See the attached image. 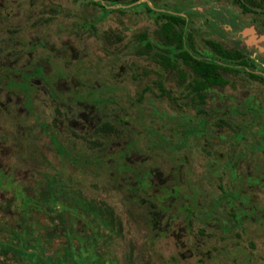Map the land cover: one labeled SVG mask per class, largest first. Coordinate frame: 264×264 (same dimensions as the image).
Instances as JSON below:
<instances>
[{
  "label": "rangeland",
  "instance_id": "374dc122",
  "mask_svg": "<svg viewBox=\"0 0 264 264\" xmlns=\"http://www.w3.org/2000/svg\"><path fill=\"white\" fill-rule=\"evenodd\" d=\"M119 1L120 5L104 13L94 0H13L12 6L9 0H0L3 9L11 6V11L1 14L0 43L43 36L47 39V51L70 59L72 73L74 66L80 75L79 87L89 83L97 86L101 81L117 85L120 108L110 105L94 109L80 104L73 109L61 108L60 113L49 104L42 107L49 124L58 119L64 146L79 155L105 156L111 147L127 142L130 130L139 133L141 145L146 146L145 127L155 129L157 143L165 142L160 132L170 143H176L170 115L205 117L197 112L194 97L184 96L187 88L179 83L177 75L181 66L170 74L160 64L164 51L153 48L141 54L144 48L139 43L144 36L156 42L166 39L163 26L168 20L162 15L165 11L190 16V35L196 53L212 54L207 43L215 41L264 66V0ZM241 3L247 5L249 12L243 10ZM29 8L38 12L31 20L24 17ZM148 8L155 13L151 14ZM39 24L45 26L38 30ZM58 25L65 27L64 30H59ZM258 69L264 76V68ZM184 70L187 74L191 72ZM223 77L225 83L220 89L233 97H221L224 103L218 104L216 97L211 102L210 95L201 107L211 111L217 104L229 109L231 116L223 122L231 127L219 130V138L224 142L214 140L208 146L202 137H197L192 139L189 150L178 153L171 152L170 143L157 144L143 156L140 169L158 171L170 185L180 181L183 171L179 162L188 156V178L193 183L199 182L204 191L200 197L201 189L192 187V197H199L201 212L205 211V205L220 198V217L223 227L230 229L228 232L219 225L205 223L203 217H192L159 234L166 226L167 217L160 229L154 226L152 207L142 201L134 202L126 190L125 184L133 181L128 175L117 174L115 164L77 168L60 165L37 123L21 109L20 100L0 91V141L6 150L18 155L0 162L3 168L17 173L14 181L24 185L30 195L42 187L37 184L61 173L63 186L72 190L84 209L94 211L88 214V220L103 236L98 246L101 256L93 245L83 244L76 237L75 250L70 253L72 260L66 257L67 264H112V261L115 264H264V82L252 78L243 69L225 73ZM149 99L167 115L156 113L154 117V103L149 105ZM244 122L250 125L242 128ZM106 124L113 128L111 133L101 131ZM184 131L181 127L178 133ZM209 134L208 131L207 137ZM212 163L218 164L212 166L217 174L208 170ZM41 189L48 195L47 186ZM188 203L180 195L171 205L175 208ZM211 216L207 213L205 218ZM6 218L0 212V219ZM61 219L56 216L53 220ZM12 221L17 223L16 217ZM37 221L46 223L45 218L35 216L33 222ZM78 222L79 232L88 233L84 221ZM91 231L96 233L94 227ZM43 236L51 251L66 249V238L52 232H43ZM40 260L43 264H66L62 255L28 258L32 264ZM28 261L14 253L0 252V264H30Z\"/></svg>",
  "mask_w": 264,
  "mask_h": 264
},
{
  "label": "flooded vegetation",
  "instance_id": "af4514ba",
  "mask_svg": "<svg viewBox=\"0 0 264 264\" xmlns=\"http://www.w3.org/2000/svg\"><path fill=\"white\" fill-rule=\"evenodd\" d=\"M12 2L13 0H9L8 4L12 6ZM93 3L101 7L104 13H109L112 7L104 0H94ZM241 5L245 12H249L247 5L243 3ZM11 6L3 9L0 5V18L3 17L1 15L2 12L10 10ZM148 11L151 14L155 13L154 11ZM159 11L156 12L158 13ZM25 13L27 15H23L28 17V20L38 15L37 9L29 8ZM165 13L172 17H177V19L165 17ZM162 15L168 20L163 26L166 39L163 42H156L154 39L144 36V39L139 43L144 48L141 54L145 55L153 48L164 51L165 56L160 60V64L165 70H169L170 74L175 73L176 68L181 66L177 75L179 83L187 88L186 91H183L185 92L184 96L194 97L193 101L198 104L196 105L197 112L205 114V117L190 118L186 115H181L178 118L176 115H170L169 119L174 122L173 134L176 135V143H170L168 139L163 137L161 132L160 135L165 140L164 143L171 144L169 147L173 153L189 150L192 139L197 137H202L205 140V145L208 146L213 145L212 141L214 140H217L214 141L215 143H223L224 141L219 138L221 133L219 130L231 127L229 123L223 122V119L231 116L229 109L227 110L225 106L216 104L211 111H208L203 109L201 105L207 103V98L210 95L211 102L216 97L218 104L224 103L221 97H233V95H228L220 89L225 83L223 74L240 72L243 69L252 78L264 82V76L258 69V67L264 68V66L262 67L253 59L246 58L239 51L228 50L215 41L207 43L212 50V54H198L194 51V45L191 41L190 16L187 14L183 16L181 12L169 13L168 11L163 12ZM9 16H6V18H9ZM167 25H169V30L166 29ZM43 26L45 25L39 24L36 29L38 28L39 30ZM58 28L63 31L65 27L58 25ZM33 36L31 40L0 43V91L7 92L20 100L21 109L37 123L40 132L46 137L48 144L51 145L53 155L60 165L69 164L71 167L77 168L115 164L117 166V174H126L133 180L131 183L125 184L131 199L134 202L142 201L152 207L154 226L159 228L163 219L167 217L166 226L164 230H160L159 234H164L166 230L173 228L180 220L187 222L192 217H203L205 223L219 225L224 232L230 230L222 225L220 217L222 201L220 198H216L210 204L205 205V211L201 212L199 197H192V187L196 186L201 189V184L199 182L193 183V180L188 178V156H184L179 162V169L183 171L180 181L170 185L166 184L167 180L163 179L158 171L150 168L140 169V166L144 164V159L142 158L150 151V148H154L157 144H164L155 141V129L145 127L148 137L146 146L141 145L140 134L130 130V137L127 142L111 147L110 151L101 157H93L87 154L79 155L76 151H71L65 147L60 137L62 131L58 119L49 124L42 107L46 108L47 104H49L51 108H55L58 112H60L59 109L61 108L68 107L73 109L74 105L79 106L80 104H85L94 109L110 105H116L120 108V101L117 99L119 95L116 94L117 85L111 81H101L102 83L97 86L89 83L86 86L79 87L78 78L80 75L74 66H72L74 71L72 73L70 59H64L60 55L50 53L45 48L47 39L43 36ZM218 48L226 51L231 56L223 57L220 55ZM197 62L205 65L208 63L213 64L215 66L213 68L216 71L215 74L210 76L206 72L198 74L193 68V65L197 64ZM184 68L191 71L190 74H187ZM251 68H254L253 72ZM71 76H75L76 80L71 79ZM162 93L166 94L165 90ZM118 98L123 100L121 96ZM38 103L40 107H37ZM149 103H154V107H152L154 117L156 113L167 115V113L161 112L155 107L154 100L149 99ZM1 116L2 109L0 108V118ZM165 118L166 116L163 119ZM249 125L250 122H244L242 128ZM181 127L185 131L179 134L178 130ZM101 131L111 133L113 128L110 124H106ZM156 131H160V129ZM208 131L210 134L207 137ZM15 156L18 155L12 154L10 149L6 150L0 141V162L9 161ZM214 165L217 167L218 164L212 163L208 170L211 171ZM3 167L0 163V212L7 215V218L5 220L0 219L1 253H14L25 261L32 257L42 259L47 256L62 255L67 264L66 257L72 260L70 253L75 250L76 241L74 238L78 237L83 244L93 245L97 253L100 254L98 246L103 236L99 234L95 224L88 220V214L94 211L84 209L82 202L72 190L70 191L69 188L63 186L61 173L50 176L44 182L45 184L36 183L39 185L38 187H42L35 189L33 195H30L24 185L14 181L17 173L5 170ZM212 173L217 174L218 171L216 173L213 171ZM44 186L45 188L46 186L48 187V195L43 194V189L41 188H44ZM201 191L200 197L204 195V191L202 189ZM7 194H11V197L7 198ZM180 195L189 203L173 208L171 204ZM217 204L218 207L215 208ZM63 206H65L66 212H64ZM207 213L212 215L208 219L205 218ZM13 216L16 217L17 223L12 221ZM35 216L45 218L46 223L43 224L41 221L34 223L33 219ZM56 216H61L62 219L59 222L53 220ZM81 220L84 221L88 233L81 234L79 232L78 221ZM92 227L95 228L96 233L91 231ZM43 232H52L55 236L66 238V249L51 251L45 245ZM69 238L72 240L70 241ZM28 262L32 264L30 261ZM35 264H43V262L40 260V262ZM112 264H115V262L112 261Z\"/></svg>",
  "mask_w": 264,
  "mask_h": 264
},
{
  "label": "trees",
  "instance_id": "16d2710c",
  "mask_svg": "<svg viewBox=\"0 0 264 264\" xmlns=\"http://www.w3.org/2000/svg\"><path fill=\"white\" fill-rule=\"evenodd\" d=\"M104 1L107 2L109 4V6H117V5L121 4V2L119 0H104ZM148 10L152 11L150 8H148ZM164 16L168 17V18H172V19H177V17H172L167 13H165ZM166 29L169 30V25L166 26ZM218 51H219L220 55H222L223 57H230L231 56V55H228V53L226 51L222 50L221 48H218ZM214 67L215 66L211 63H208L207 65H205L201 62H197V64L193 65V68L195 69V71L198 74L206 72L209 76L212 74H215L216 71L213 70Z\"/></svg>",
  "mask_w": 264,
  "mask_h": 264
}]
</instances>
